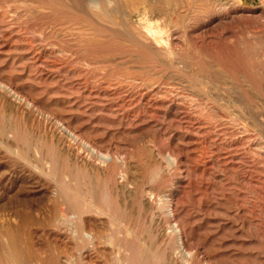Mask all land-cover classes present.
<instances>
[{
    "label": "rangeland",
    "instance_id": "1",
    "mask_svg": "<svg viewBox=\"0 0 264 264\" xmlns=\"http://www.w3.org/2000/svg\"><path fill=\"white\" fill-rule=\"evenodd\" d=\"M89 262L264 264V0H0V264Z\"/></svg>",
    "mask_w": 264,
    "mask_h": 264
},
{
    "label": "bare ground",
    "instance_id": "2",
    "mask_svg": "<svg viewBox=\"0 0 264 264\" xmlns=\"http://www.w3.org/2000/svg\"><path fill=\"white\" fill-rule=\"evenodd\" d=\"M135 0H114V2H116L118 5H120V4H122V2H124L126 5H130V4H132L133 2H134ZM160 1V0H159ZM96 3H97V1H96ZM140 11V10H139ZM145 15H146V13H145ZM158 23V22H157ZM160 24V23H159ZM148 25V24H147ZM149 27H150V25H148ZM158 26V25H157ZM152 30H150V32H151ZM154 31H156V29L154 30ZM110 32V31H109ZM163 32V31H162ZM159 34V33H158ZM162 34V33H161ZM159 36H160V34H159ZM162 39V38H161ZM133 40V39H132ZM135 42V41H134ZM60 54V53H59ZM199 126V125H198ZM201 127V126H200ZM201 131V130H200ZM72 134V133H71ZM210 135V134H209ZM209 135H208V137H209ZM226 137V136H225ZM204 138V137H203ZM227 140V139H226ZM225 140V141H226ZM197 141V140H196ZM203 142V141H202ZM207 142V141H206ZM209 142V141H208ZM207 142V143H208ZM211 142V141H210ZM209 142V143H210ZM221 142V141H220ZM227 143V142H226ZM225 143V144H226ZM205 145V144H204ZM228 149V148H227ZM206 150V149H205ZM92 151L93 152H95V149L93 150L92 149ZM214 151V150H213ZM216 151V150H215ZM221 151V150H220ZM223 151V150H222ZM205 153V152H204ZM206 154V153H205ZM219 154V153H218ZM210 155V154H209ZM224 155V154H223ZM225 155H229L231 158L232 157H234L233 156V154H231L230 152H226L225 153ZM104 156V155H103ZM107 156V155H106ZM214 156V155H213ZM229 156H224L226 159H227V157H229ZM211 156H209V158H210ZM110 157H106V160L107 159H109ZM212 159H214V158H212ZM223 159V158H222ZM110 160V159H109ZM169 160L171 161V162H173L174 163V160L173 159H171L170 157H169ZM224 160V159H223ZM222 160V161H223ZM213 162V161H212ZM229 163L230 162H232L231 160L230 161H228ZM235 162V161H234ZM155 163H157V162H155ZM214 164V163H213ZM228 165V164H227ZM205 166V165H204ZM246 184V183H245ZM119 187H120V189L122 190V192L124 193V191H126V192H128L129 190H127L128 189V185L127 184H120L119 183ZM39 191V190H38ZM171 201V200H170ZM169 200H167L166 201V204H165V213H166V215L169 217V218H173V216L175 215V211H176V207H175V204H173L172 202H170ZM140 203H141V206L145 209V210H147V212L148 211H150V209H152L153 207H155L154 206V203H155V201H154V198L152 197V196H150L147 192H146V190H143L142 192H141V194H140ZM92 205H93V207H92V209H93V212H95L96 214H98V215H103L104 213H106L104 210H103V208L102 207H100L99 206V204L97 203V202H95V203H92ZM81 217V216H80ZM85 221H87V222H89V223H91L92 221V224L94 223H98V224H103V222L101 221V219L100 218H97V217H92V219H84ZM162 226V225H161ZM158 228V227H157ZM157 232H158V236H159V238L162 240V241H164V240H166V238H168V237H172L173 238V240H175V242L177 241H179L180 242V238H182L181 237V230H180V228L178 227V224L176 223V222H174V223H170L169 224V226L166 228V229H163L162 227L160 228H158V230H157ZM173 245H174V243H173ZM181 247V246H180ZM184 252V251H183ZM187 257H191V254L190 253H184ZM89 264H90V262H89ZM128 264V263H127ZM130 264H132L131 262H130Z\"/></svg>",
    "mask_w": 264,
    "mask_h": 264
}]
</instances>
